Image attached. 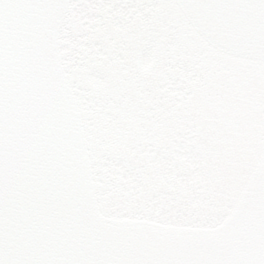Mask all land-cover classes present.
<instances>
[{
    "label": "snow or ice",
    "instance_id": "snow-or-ice-1",
    "mask_svg": "<svg viewBox=\"0 0 264 264\" xmlns=\"http://www.w3.org/2000/svg\"><path fill=\"white\" fill-rule=\"evenodd\" d=\"M0 264H264V0H0Z\"/></svg>",
    "mask_w": 264,
    "mask_h": 264
}]
</instances>
